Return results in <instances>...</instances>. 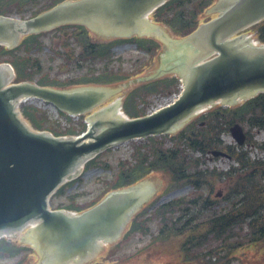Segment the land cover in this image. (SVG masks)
Returning a JSON list of instances; mask_svg holds the SVG:
<instances>
[{
  "label": "water",
  "instance_id": "95a60500",
  "mask_svg": "<svg viewBox=\"0 0 264 264\" xmlns=\"http://www.w3.org/2000/svg\"><path fill=\"white\" fill-rule=\"evenodd\" d=\"M165 1L79 0L64 2L22 22L0 17V45L11 49L22 36L66 24L84 25L105 37L117 38L147 28L156 30L144 18ZM217 10H223L218 18L201 25L190 36L178 43L167 41L175 50L180 48L177 54L183 57V68L178 74L184 90L175 102L148 116L129 120L118 111L120 101L116 100L92 113L87 118L86 132L76 138H55L46 132L32 131L16 112L19 99L36 98L78 116L92 111L117 90L94 87L55 90L32 83L9 85L13 72L8 65L0 64V236L20 232L28 223L36 222L29 237L44 264H67L89 258L98 241L117 238L149 197L153 203L162 198L165 183L151 181L112 191L80 214L48 210L49 197L58 187L76 178L84 163L108 148L173 132L197 110L215 103L234 105L264 93V45L255 47L242 36L233 37L264 19V0H221L210 13ZM160 29L165 37L176 38L167 28ZM151 34L161 39L159 33ZM213 53L215 57L208 60ZM127 91L124 89L121 94L126 95ZM229 131L238 145L244 143L246 136L239 125ZM139 142L143 141L120 146ZM107 155L108 151L99 159ZM50 207L54 208V197L50 199Z\"/></svg>",
  "mask_w": 264,
  "mask_h": 264
},
{
  "label": "trees",
  "instance_id": "16d2710c",
  "mask_svg": "<svg viewBox=\"0 0 264 264\" xmlns=\"http://www.w3.org/2000/svg\"><path fill=\"white\" fill-rule=\"evenodd\" d=\"M68 0H0V15H11L15 12L21 18L27 9H33L32 16L52 8L53 6ZM75 1V0H71ZM214 0H168L163 6L158 8L151 16L153 22L166 25L174 35L183 37L196 29L200 22V16L204 11L212 5ZM73 36L80 47V52L76 59L90 61H105L104 69L97 71L91 67L83 76L60 82L56 78L42 77L37 81L39 86L50 87H69L77 85L95 84L109 85L123 82L130 79L135 73L122 72L121 70H108L107 66L112 63L111 48L126 40L112 41L108 43H93L90 41L88 32L84 27H73ZM256 39L264 44V20L251 28ZM40 35H33L24 38L18 47L13 50H7L0 47V62H8L12 65L16 74V81H31L37 75L40 69V62L36 58H31L29 53L41 47L39 40ZM128 41V40H127ZM137 45L141 51L150 54L157 51L160 45L150 39L129 40ZM74 56V54H72ZM66 58L68 60H71ZM178 81L175 77H166L151 83H147L133 89L125 99L123 110L131 118L141 117L145 115L143 109L138 110L135 106L136 101L146 104V97L157 94L172 93ZM23 117L30 126L35 130H48L55 136L61 135H77L84 131L85 124L80 122L77 127H69L65 130L52 128L44 113L31 107L25 106L21 108ZM203 123V126H201ZM239 123L248 129H257L264 131V94H259L255 98L244 102L233 108L214 107L212 110L201 115L188 125H186L177 135L172 137L170 141L172 145L165 147L164 140L157 138H148L143 146H135L131 154L130 162H119L118 170L109 185V189L105 194L112 190L133 185L140 180L146 178L153 173L166 174L170 180L168 189H175L184 182L199 185V176L201 172V164L203 159L194 157V154L200 153L202 157L220 150L229 155L237 162V169L231 172L219 173L220 180H227L231 191L237 198L234 203V217L237 229L246 227L248 234L251 236L250 242H264V162L259 160L250 162L248 152L241 147H232L224 145L220 136L228 133L230 126ZM247 145L264 151V144L258 145L248 138ZM109 168L108 165L99 161V157L89 161L85 165V169L93 167ZM73 182L66 183L60 187L54 197H60L64 194L65 188L71 186ZM104 194V195H105ZM180 200L165 204L154 210L151 214L157 218H161L165 223L167 213L172 209L175 213L182 212L180 209ZM93 202L89 206L95 204ZM88 206V207H89ZM63 207V206H59ZM67 210L81 211L83 208L78 207L73 202L65 205ZM174 213V215H175ZM142 214V213H140ZM139 214V215H140ZM219 218H228V213L220 215ZM245 220H248L245 223ZM176 226L175 223L171 227ZM223 223L219 222L218 233L222 230ZM145 226L140 225L135 220L130 225L127 236L135 231H141L146 234ZM168 234L177 235L178 233L171 229ZM164 239L166 232L164 230ZM238 247V243H236ZM21 249L10 248L4 244V240L0 241V253L15 255Z\"/></svg>",
  "mask_w": 264,
  "mask_h": 264
},
{
  "label": "rangeland",
  "instance_id": "374dc122",
  "mask_svg": "<svg viewBox=\"0 0 264 264\" xmlns=\"http://www.w3.org/2000/svg\"><path fill=\"white\" fill-rule=\"evenodd\" d=\"M33 12V9L29 8L25 13H23V18L27 19L31 16ZM11 17L14 19L21 20L19 15H17L15 12H12ZM206 20L205 15H203ZM208 18V17H207ZM203 18H201V21ZM164 27V26H160ZM165 28V27H164ZM68 37V39L63 40L61 37V33L59 30L56 31H50L44 33V35L40 38V41L42 42V48H40L38 51L34 53H30V57H38L41 62L42 70L39 76V79L44 77H49L50 79L56 78L59 81H66L69 79H73L76 77L82 76L86 71L93 67V63H100L98 61L95 62H83V61H75L72 60L71 63H66L64 60L60 59L58 56H56L53 51L64 48L61 47L62 41H65L69 43L72 47H74V39L72 36H68V33L65 35ZM90 38L93 41H107L111 39H104L100 36H96L94 34H90ZM157 39V38H156ZM158 41L161 43V39H158ZM162 49L160 52L165 51V47L162 43ZM113 54V60L114 63L110 65V69L113 70H120L122 71H134L137 72L138 69H142L141 75L142 76H150L154 73H156L161 68V61L158 60V57L154 55V57H146V55L142 52H139L135 47L132 45L128 47L123 48H116L112 50ZM120 58L121 62H117L115 59ZM103 64V63H102ZM101 66V65H100ZM99 65H96L95 67H100ZM131 72V73H132ZM46 75V76H45ZM139 76V73L136 74L134 77ZM34 80H37L36 76L34 77ZM122 84V83H120ZM116 84V85H120ZM179 86L175 87L178 88ZM129 90V89H128ZM120 95H117L119 97H122ZM116 96V97H117ZM125 96V94H124ZM118 98V97H117ZM171 97L167 96H150L148 97L147 103L149 107H146L147 112H151L153 109H156L160 106L165 105ZM26 105H32L41 111H43L50 120L52 127H68L66 126V121L59 117L56 110L50 106L44 105L42 102H39L37 100L35 101H28L26 102ZM135 106L138 110L142 109L141 102L136 101ZM81 121L80 118L74 117L71 118V124L70 125H77ZM55 122H58L59 125L56 126ZM244 129L247 131L248 128L244 126ZM249 132L252 135V139L255 143L260 144L264 142V132L263 131H257L254 129L249 130ZM164 140L165 147L171 146V141L167 139L166 137L157 138V140ZM222 143L225 145H231L234 144V141L229 133H225L220 137ZM147 141L129 144L125 146H120L116 148H112L108 150V155L100 158L99 160L101 162L106 163L109 166V169L102 168V167H96L88 170H84L80 181L74 182L72 186L68 187L65 191V195L61 197H54V208L59 206L60 204H66L70 202L68 200L67 195H78V197L75 200V203L78 207L81 208H87L90 204L93 202H96L99 200L105 192L109 189V185L111 181L114 179L117 170H118V163L120 161H128L130 158V154L133 151V148L135 146H143V144H146ZM244 149L249 152V158L250 160L253 159H260L264 158V152L249 148L248 146L244 147ZM252 149V150H251ZM196 157V154L195 156ZM203 164L201 165L200 170L205 173L204 177L206 181L209 183L208 185H205L204 187L199 188V191H196V189L189 183H183L180 186H178L175 189H172L169 193L166 194V192H162V198H156V202L160 201L158 205L169 203L170 201H174L176 199H179L181 197H190L193 198L197 195H202V198L199 200V204L203 201L204 197H207V194L209 193L208 190L212 189V192L210 194L209 199L214 198L220 191H223V193L220 195L219 199H222L225 197V194L227 192V187L224 185V183L219 182L218 184L216 181H213L210 179V174L213 169H215V172H212L214 174H217L219 171H226L230 166H235V163H232L231 160L220 157L218 159H214L210 154L207 155V157L203 158ZM142 181H144L143 184H146L151 181H158L165 183L166 189L169 185V178L166 174L162 173H155L151 174L150 176L144 178ZM199 185H201V182L199 181ZM157 205V206H158ZM156 206V207H157ZM158 227L159 223L158 220L153 221L150 225V235L149 236H142L137 235L127 241L126 243H123L121 241L118 245L119 247L113 248L114 252L111 254L114 256V259H121L124 258L130 254H132L135 250L140 249L141 247H144L145 245H148L149 242H153V246L150 250H148L146 253L141 255L139 257L140 261H145V264H178L180 262L179 257L176 255L177 250H179V246L182 242H179L177 238H169L167 242H158L160 238L156 237V234L158 233ZM237 230H235V233ZM238 241L240 238L248 239V232L245 228L242 229V231L237 232ZM244 235H247V237H244ZM16 240V238H13ZM237 240H234L236 242ZM241 241H239L240 243ZM245 244H243V249L240 247H237L235 249L234 255L230 258L233 260L232 264H264V245L260 246L259 249L257 247L255 248H245ZM206 248L203 250L205 251ZM107 255H101L99 257L98 262H106L109 259H112L113 256L109 257L108 252H106ZM104 257V258H103ZM17 258L12 259H0V264H13ZM151 260V261H150ZM149 261V263H148ZM37 262V261H36ZM35 261L27 262L26 264H37ZM107 262H110L107 261Z\"/></svg>",
  "mask_w": 264,
  "mask_h": 264
},
{
  "label": "flooded vegetation",
  "instance_id": "af4514ba",
  "mask_svg": "<svg viewBox=\"0 0 264 264\" xmlns=\"http://www.w3.org/2000/svg\"><path fill=\"white\" fill-rule=\"evenodd\" d=\"M219 198H206L203 204L223 212L225 211V206L228 203V218L204 217L203 213L197 211V207L192 208V205L198 204L199 201L193 202L186 200L184 201V205H187L188 208L190 207L191 209L185 208L183 210V215L179 217V219L169 220L166 225L167 229H171L173 223H179V227H173L175 228L174 231L178 233L179 242H182L176 253L180 259L178 264H232L233 260L230 258L235 252L234 206L232 205L233 202H230L232 198H229V202L220 201ZM219 222L223 223L222 230L220 231L222 234L218 233ZM121 239L122 238L119 237V239L114 243H100L99 249L92 259L86 262H74L73 264H145V261L139 260L140 256L134 255L137 250L124 258L114 259V256L111 253L114 252L113 248L119 247L118 244ZM22 242L21 238L15 241L11 240V244L17 246H24ZM27 243V245H30L29 242ZM123 243H126V241H123L122 244ZM204 248H206L205 251L203 250ZM245 248L249 249L251 248V245L248 244ZM106 252H108L109 257L113 256L112 259H109L110 262H107L109 260L106 262H98L97 259ZM16 258L17 260L24 258L22 264H26L30 261H37L35 253H27L26 255L20 254V256Z\"/></svg>",
  "mask_w": 264,
  "mask_h": 264
}]
</instances>
